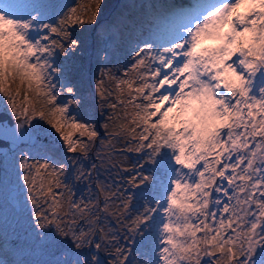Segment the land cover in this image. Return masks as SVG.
<instances>
[{"label": "snow or ice", "instance_id": "1", "mask_svg": "<svg viewBox=\"0 0 264 264\" xmlns=\"http://www.w3.org/2000/svg\"><path fill=\"white\" fill-rule=\"evenodd\" d=\"M105 7L0 4L25 146L0 177V264L37 244L39 264H264V0L125 3L102 25Z\"/></svg>", "mask_w": 264, "mask_h": 264}, {"label": "rangeland", "instance_id": "2", "mask_svg": "<svg viewBox=\"0 0 264 264\" xmlns=\"http://www.w3.org/2000/svg\"><path fill=\"white\" fill-rule=\"evenodd\" d=\"M109 0H105V4L106 7L102 10V16L103 18H106L108 16H112L113 17L116 13V11H113V8L115 7V5H117V1L114 3V5L111 3H108ZM123 1H127V0H121V3H124ZM149 3H175L178 5H188L192 2V0H189V2H186L187 0H147ZM23 2H28V0H23ZM61 2H65V3H73V0H61ZM121 9H118V12ZM112 12V13H111ZM148 19H151V21H148ZM104 21V20H102ZM154 24V21L152 20V18L149 15H145L144 17V21H143V29L145 34H147V29L151 28ZM109 39H111L112 37L109 36ZM116 39L118 40L119 37H116ZM134 46V45H133ZM130 51V49L125 46L122 49L118 50L117 53V57L116 59H118L120 61V63L115 64L116 67H120L125 63V56L127 55V52ZM105 53L101 52L100 53V57L98 62L94 63V71L96 73V75H98L99 73V68L100 67H104L105 65V61L103 59ZM113 64H108V67H113ZM91 94H94L95 92V78L93 77L86 85H84ZM98 109H97V113H98ZM0 112H4L6 114H8L11 118V112L9 111H5L4 107H0ZM25 147V146H22ZM20 148L21 147H17L14 152L9 155V150L7 149L5 151L4 154H0V177L3 178L4 184L5 186H7L8 181L12 175V171H13V158H15V161L18 162L19 160V156H20ZM25 150H27L25 148ZM36 153L34 152L33 155H35ZM37 158H39L37 156ZM93 159H95V157H93ZM16 171H18V168L16 169ZM86 191V185L80 184L77 186V196L79 197L80 195H82L84 192ZM3 228L6 234H10V241L9 243H11V231L12 229L15 227V218H14V213L12 212L11 208L7 205V203L5 202L3 204ZM30 218V215H29ZM52 256L41 249V247L37 244L34 246H27L25 248L24 251L20 252L18 255H12L11 253H9L8 259L9 260H13V259H22L26 262V264H39L40 261L44 260V259H51Z\"/></svg>", "mask_w": 264, "mask_h": 264}, {"label": "water", "instance_id": "3", "mask_svg": "<svg viewBox=\"0 0 264 264\" xmlns=\"http://www.w3.org/2000/svg\"><path fill=\"white\" fill-rule=\"evenodd\" d=\"M17 121L8 114L0 112V154L8 149L11 155L17 147L24 146L15 138L14 129Z\"/></svg>", "mask_w": 264, "mask_h": 264}, {"label": "trees", "instance_id": "4", "mask_svg": "<svg viewBox=\"0 0 264 264\" xmlns=\"http://www.w3.org/2000/svg\"><path fill=\"white\" fill-rule=\"evenodd\" d=\"M116 1H117V2H116ZM111 2H113V3H112L113 5H114L115 2L117 3V5H115V7L113 8V11H112V12L116 11L115 13L118 12V9H121L120 11H122V10H123V6H124L125 3H129V4H131V3H136V4H140V3L153 4V3H149L147 0H127V1H123L124 3H121V0H109V1H108V3H111ZM186 2H189V0H187ZM112 12H111V13H112ZM112 15H113V14H112ZM112 15H111V16H112ZM145 15H146V14H145ZM111 16H108V17L104 18V19H103L104 21H102V25H103V24H106L107 21H108L110 18H112ZM148 21H151V19H148ZM97 34H98V35H103V33H102L101 31H98Z\"/></svg>", "mask_w": 264, "mask_h": 264}]
</instances>
